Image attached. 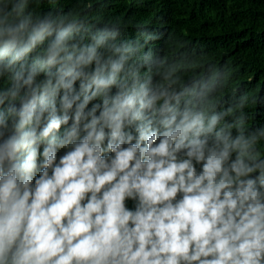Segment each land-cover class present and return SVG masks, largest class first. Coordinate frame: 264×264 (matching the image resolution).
I'll return each mask as SVG.
<instances>
[{"label": "clouds", "instance_id": "clouds-1", "mask_svg": "<svg viewBox=\"0 0 264 264\" xmlns=\"http://www.w3.org/2000/svg\"><path fill=\"white\" fill-rule=\"evenodd\" d=\"M32 2L0 0V264H264L249 93L221 109L149 71L154 33Z\"/></svg>", "mask_w": 264, "mask_h": 264}, {"label": "trees", "instance_id": "trees-1", "mask_svg": "<svg viewBox=\"0 0 264 264\" xmlns=\"http://www.w3.org/2000/svg\"><path fill=\"white\" fill-rule=\"evenodd\" d=\"M31 8L78 12L90 27L119 22L120 40L139 38L141 30L154 33L159 39L145 49L154 53L150 72L177 65L180 90L214 83L208 96L221 109L249 93L246 126L264 125V0H33Z\"/></svg>", "mask_w": 264, "mask_h": 264}]
</instances>
